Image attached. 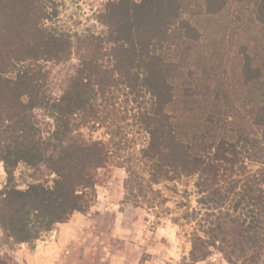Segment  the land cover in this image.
<instances>
[{
  "label": "trees",
  "instance_id": "16d2710c",
  "mask_svg": "<svg viewBox=\"0 0 264 264\" xmlns=\"http://www.w3.org/2000/svg\"><path fill=\"white\" fill-rule=\"evenodd\" d=\"M46 2L0 0L4 234L30 243L74 211H87L97 171L109 164L125 170L122 203L155 210L156 217L175 210L173 221L189 224L198 212L185 195L170 208L155 186L206 175L209 201L223 211L206 235L192 227L191 261L215 247L230 264H258L264 254V0H110L98 18L105 29L73 41L47 25ZM73 50L78 67L52 97L44 64L63 62ZM37 108L53 119L47 136ZM84 125L104 128L108 138L85 137ZM134 134L146 138L138 149ZM246 160L261 172L246 170ZM19 163L53 173L52 184L19 188ZM0 264L7 262L0 257Z\"/></svg>",
  "mask_w": 264,
  "mask_h": 264
},
{
  "label": "rangeland",
  "instance_id": "374dc122",
  "mask_svg": "<svg viewBox=\"0 0 264 264\" xmlns=\"http://www.w3.org/2000/svg\"><path fill=\"white\" fill-rule=\"evenodd\" d=\"M108 1L47 0V10L51 13L47 25L56 33L70 34L72 41L76 34H99L105 28L98 18ZM78 64L79 56L74 50L63 62L44 64L48 72L47 92L52 97L60 94ZM34 114L43 135L47 136L53 129V119L47 110L37 108ZM85 127L81 128L85 137L108 138L104 128ZM145 141L144 135L134 134L135 149ZM245 163L249 172H261L260 165L247 160ZM54 177L43 167H29L24 163H19L14 171L15 184L19 188L35 182L51 185ZM124 177L123 167L109 164L98 169L96 197L90 208L85 212L74 211L65 222L55 224L33 242L9 238L0 227V257L7 264H230L215 247L210 248L203 260L193 262L190 259L192 227L199 228L200 235H206L203 231H210L214 225L209 221L219 220L223 211V205L209 201L208 176L195 175L155 186L163 196L170 198L166 206L173 208V201L182 199L184 194L189 209L198 212L191 223L183 225L180 220L173 221L175 210L171 214L160 212L156 217L155 210L122 203ZM5 178L0 161V188ZM156 210L161 211V207ZM258 264H264V254Z\"/></svg>",
  "mask_w": 264,
  "mask_h": 264
}]
</instances>
